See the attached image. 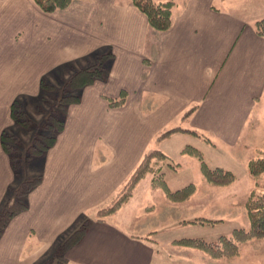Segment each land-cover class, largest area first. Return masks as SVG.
<instances>
[{
	"label": "crops",
	"instance_id": "0c3cea01",
	"mask_svg": "<svg viewBox=\"0 0 264 264\" xmlns=\"http://www.w3.org/2000/svg\"><path fill=\"white\" fill-rule=\"evenodd\" d=\"M174 1L170 28L157 32L132 0H76L51 14L34 0H0V205L10 187L42 175L27 197L28 209L0 238V264L49 258L53 264H151L158 234L152 237L156 242L145 240L150 231L137 233V223L128 222L135 192L103 222L95 216L116 198L145 154L155 146L170 158V146L189 136L200 148L244 166L264 152V38L254 29L264 18V0ZM103 53L112 54L105 79L85 87L79 103L64 109V128L54 145L15 175L2 145L4 132H23L14 126L12 106L30 115L41 81L59 88ZM121 93L124 104L111 108L108 100ZM174 128L208 141L182 132L156 141ZM206 186L203 181L200 189ZM84 220L82 240L59 253L60 243ZM262 242L242 245L236 263L246 264L241 253L251 243H257L247 250L251 261L264 256Z\"/></svg>",
	"mask_w": 264,
	"mask_h": 264
},
{
	"label": "trees",
	"instance_id": "16d2710c",
	"mask_svg": "<svg viewBox=\"0 0 264 264\" xmlns=\"http://www.w3.org/2000/svg\"><path fill=\"white\" fill-rule=\"evenodd\" d=\"M34 1L43 13L51 14L67 9L76 0ZM132 4L145 15L151 29L157 32H164L170 28L172 24V11L175 6L174 0H132ZM254 29L259 37L264 38V18L255 22ZM109 58H112V54L110 53L98 55L94 65L75 71L59 88H56L47 81H41L40 94L52 93L53 99L49 102L52 107L46 114L44 121L40 123H34L27 112L18 104L12 106L11 117L18 129L20 131H27V129L33 128V135L27 144L14 133L9 134L4 132L2 135L3 149L10 158L11 167L15 175H20L33 162L41 160L54 145L57 135L64 128V118L59 115V112L69 105L79 103L81 92L85 87L92 85L96 81L105 79V62ZM108 102L111 108L122 106L125 102V93H121L118 99H109ZM179 132L202 137L205 141H208V138L195 131L183 130L181 128H174L161 133L156 138V141H162L170 135ZM182 154L198 159L203 179L211 186H227L232 184L236 179L235 175L228 170L222 168L210 169L203 161L201 152L193 147L186 146L182 150ZM163 165H167L172 169H176L177 166L169 164V158L160 150H151L145 154L116 198L108 206L96 212L97 221L103 222L107 217L114 215L122 206L127 204L132 198L135 188L148 174H156L157 178L151 181L152 187L163 190L169 204L178 205L188 202L197 192L196 185L189 184L182 189L170 191L163 178ZM247 171L251 177H258L264 174V158H250L247 163ZM41 182L42 175L39 174L33 178L23 180L17 186L8 189L0 205V238L10 221L28 209L27 197ZM262 188L263 191L260 194H251L245 202V210L249 222L247 228L234 229L231 235L220 236L214 242H206L200 238H183L174 240L172 244L203 252L210 258L224 260L238 256L242 245L252 241L264 240V186ZM219 223H222V220L196 218L191 221H180L178 224L215 226ZM86 224L87 220H84L76 230L60 243L59 253L67 251L82 240L86 232ZM156 234L157 231L153 230L142 238L156 242L152 238ZM54 261L53 258H49L41 264H53ZM56 264L64 263L57 262Z\"/></svg>",
	"mask_w": 264,
	"mask_h": 264
},
{
	"label": "rangeland",
	"instance_id": "374dc122",
	"mask_svg": "<svg viewBox=\"0 0 264 264\" xmlns=\"http://www.w3.org/2000/svg\"><path fill=\"white\" fill-rule=\"evenodd\" d=\"M37 99L36 108L32 106L29 115L36 124L44 121L46 114L52 107L51 103H49L53 99L52 93L40 94ZM59 115L62 117L64 110H61ZM14 126L18 128L15 124ZM6 132L9 134L15 133L12 130ZM32 135L33 128L21 132L19 136L26 143ZM178 143L176 147L170 146V150H168L169 164L177 165L176 169L163 165V178L167 187L172 191L194 184L197 187V192L188 202L178 204V208L173 205H170L173 207H169L164 205L165 203L161 204L163 200L160 201V198L165 197L164 191L152 187L151 181L157 178L156 174H148L134 190L136 200L133 201L130 207L131 218H128V222L137 223L139 229H137L136 225L134 227V231L137 233L143 234L146 229L148 231H157L158 235L155 238L159 246L157 249L153 248L155 256L151 264H208L207 254L205 255L203 252L194 249H191L193 252L191 255L183 250L173 252L172 250L174 249L171 242L182 238H200L206 242H214L220 236L231 235L234 229L247 228L249 222L246 215L245 202L251 194H260L263 191L264 174L258 177H251L248 174L247 165L236 164L234 160L216 153L212 148H209V151L200 148L202 143L190 136L184 137ZM187 145L190 147L194 145L202 151L198 149L201 152L203 161L210 169L217 167L229 169L235 175V181L230 185L219 187L206 183L207 186L200 189L201 182L204 181L200 170V162L197 158L181 152L182 148ZM152 150L158 149L154 146ZM257 158H264V152L260 151L258 155L256 154L254 159ZM196 218L222 220V223L215 226L178 224V221H191ZM126 226L128 227V225ZM121 229L124 230V227H121ZM253 244L257 243H251L243 249L241 260H245L246 264H264V256L257 257L255 262L251 261L248 256L247 250ZM196 251L199 253H195ZM235 258L233 256L218 260L211 257V264H238Z\"/></svg>",
	"mask_w": 264,
	"mask_h": 264
}]
</instances>
